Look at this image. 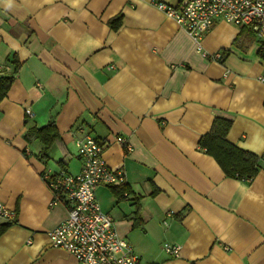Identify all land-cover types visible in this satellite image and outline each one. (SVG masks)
Wrapping results in <instances>:
<instances>
[{
    "label": "crops",
    "instance_id": "obj_1",
    "mask_svg": "<svg viewBox=\"0 0 264 264\" xmlns=\"http://www.w3.org/2000/svg\"><path fill=\"white\" fill-rule=\"evenodd\" d=\"M153 1L181 0H0V76L14 57L22 66L0 103V202L17 214L0 264H77L50 245L67 209L50 206L43 175H77L86 136L125 173L123 199L109 187L97 198L144 264H264V40L219 21L197 44ZM216 119L262 158L252 182L227 177L200 147ZM51 122L60 139L44 159L25 133Z\"/></svg>",
    "mask_w": 264,
    "mask_h": 264
},
{
    "label": "built area",
    "instance_id": "obj_2",
    "mask_svg": "<svg viewBox=\"0 0 264 264\" xmlns=\"http://www.w3.org/2000/svg\"><path fill=\"white\" fill-rule=\"evenodd\" d=\"M153 4L174 19L197 44L219 21L249 28L264 40V0H181L177 6L153 1ZM211 58L221 61L223 55L217 53ZM117 141L131 150L126 139ZM75 146L82 161L77 175L65 170L43 175L53 194L50 206L62 205L67 209V218L48 232L50 245L68 252L77 264H144L133 246L119 236L113 218L103 211L97 198L100 187L125 184V173L108 166L105 147L97 139L86 136L76 140ZM16 216L15 211L0 202L1 221L11 223ZM164 248L172 257L179 256V246L165 244Z\"/></svg>",
    "mask_w": 264,
    "mask_h": 264
},
{
    "label": "trees",
    "instance_id": "obj_3",
    "mask_svg": "<svg viewBox=\"0 0 264 264\" xmlns=\"http://www.w3.org/2000/svg\"><path fill=\"white\" fill-rule=\"evenodd\" d=\"M122 21L123 15H118L109 21V26L114 31H117L121 28ZM259 56L264 60V49L260 50ZM11 64L14 66L13 74L10 76H0V103L6 98L16 75H18L22 67L15 57L11 60ZM232 126L233 123L229 120L216 119L211 131L201 138L199 145L208 155L216 160L227 177L243 182H252L259 174V165L262 162V158L238 148L227 140ZM25 138L28 141L38 140L42 144L41 156L45 159L48 157L50 149L59 141L60 133L56 124L51 122L40 129H28L25 133ZM110 188H112L119 199H123L125 193L129 191L125 184ZM14 223L0 224V237Z\"/></svg>",
    "mask_w": 264,
    "mask_h": 264
}]
</instances>
